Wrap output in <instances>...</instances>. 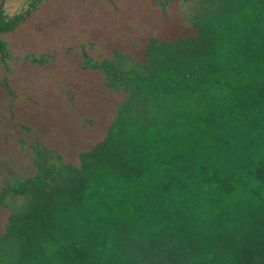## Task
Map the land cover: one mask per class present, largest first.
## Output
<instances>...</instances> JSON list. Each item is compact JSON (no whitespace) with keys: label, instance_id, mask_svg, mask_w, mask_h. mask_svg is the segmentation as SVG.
Returning <instances> with one entry per match:
<instances>
[{"label":"trees","instance_id":"16d2710c","mask_svg":"<svg viewBox=\"0 0 264 264\" xmlns=\"http://www.w3.org/2000/svg\"><path fill=\"white\" fill-rule=\"evenodd\" d=\"M12 1L0 0V96L29 136L20 111L43 110L47 80L69 83L67 107L96 89L120 100L103 122L74 105L82 124L29 151L16 132L0 137L33 170L0 178V264H264V0H220L212 16L203 4L187 9L190 0H135L122 17L114 0H94L109 15L92 35L70 22L46 31L45 15L66 0L18 10ZM151 1L160 18L141 43L115 28L114 17L139 22ZM176 3L187 12L171 18ZM106 33L118 38L107 55L95 42ZM24 71L47 76L37 97ZM75 138L82 155L98 150L91 163L74 158ZM23 181L45 200L53 194L46 209L58 226L37 213L27 223L44 227L18 241L7 218L28 212L17 205Z\"/></svg>","mask_w":264,"mask_h":264},{"label":"rangeland","instance_id":"374dc122","mask_svg":"<svg viewBox=\"0 0 264 264\" xmlns=\"http://www.w3.org/2000/svg\"><path fill=\"white\" fill-rule=\"evenodd\" d=\"M19 2H9L8 4H13V7H15L18 10V6L20 4H25L29 0H18ZM73 2L68 3L67 0L64 1L60 9L52 8L51 11L45 15L44 17V24L46 26L53 25V21H58L59 23H71V27H74L76 24H83V28L86 34L92 35L91 32L88 30L90 28V25L92 24L90 30L95 26V23L100 24L102 26H106V20L105 17H108L109 14L100 11L98 9L97 11V4L94 0L92 2H84L83 0H72ZM117 5V10L115 12H120L121 17L124 16L125 12L129 13L130 9L135 5V0H114ZM187 1V0H186ZM199 0H190L189 4H186L187 9H189L194 4H203V7L201 8V13L207 14L209 16L215 15V13L218 12L217 6H220L221 4H224L223 1L217 0V1H204L202 3H198ZM152 5L149 6L145 11H142L141 14H139L140 20L139 22H133L132 16H130L129 19L121 20L119 23H117V18L114 17L115 28L117 30L121 29L123 34L127 35V32L130 34H136L140 35V37L133 35L134 40L136 39L138 43H141L140 40H143L144 37L149 33L151 30H155V27L153 24H150V18H154L156 21L159 20V16L155 14V11H157L158 7L155 4V2H150ZM51 7V6H49ZM48 8V7H47ZM46 9V8H45ZM187 9L183 7V4H173L172 12H170V17L177 18L179 15H183V12H187ZM17 10H14L12 12H16ZM99 12V13H98ZM132 12V11H130ZM102 15H101V14ZM153 14V15H152ZM105 16V17H104ZM113 17L108 19L111 21ZM120 18V17H119ZM58 23V24H59ZM111 22H108V26ZM145 26H143L144 24ZM57 24V25H58ZM142 24V25H141ZM60 26V25H59ZM112 29L111 27H109ZM136 28V29H135ZM139 28V30H138ZM140 31V32H139ZM120 33H122L119 30ZM72 33V32H71ZM74 33V32H73ZM58 35H61L62 38H65L66 35L64 33L58 32ZM79 32H76L74 35L75 38H78ZM118 37L119 35L116 34ZM95 37V36H94ZM101 41L97 43L98 47L100 48L99 51L104 50V54L107 55L106 51L109 50L108 43L112 41V39H116L114 34L106 33V35H99ZM96 38V37H95ZM94 38V39H95ZM99 40V39H98ZM118 40V38H117ZM24 77L26 78V83H31L34 86H43L44 80L42 77L46 76L42 74L41 72H34V71H24ZM71 76L74 77V75L71 74ZM47 77V76H46ZM63 79V78H61ZM45 88L47 90V95L43 97L41 94V98L43 99V110L38 111H28L27 109L21 110L22 118L25 121V123L28 124V126L33 130L31 132L30 136L28 133H26L25 130L22 129L20 121L15 122L12 119L10 109L8 108V103L4 98H0V125L2 127V132L0 134V137H5L8 134V131L11 134H14L16 136L20 134V138H18L21 141L22 149L31 148L34 145V141H42L48 145L51 141L55 139H65V137L69 136L71 134V127L77 126L78 124H82L81 117L78 115V112L75 109V106H79L81 109L85 110L87 114H90L91 117L99 118L100 121H104L106 117V112L104 110L106 106L111 105V103L116 104L120 97L115 96L114 93L109 92L107 90H91L87 91L86 94L88 98L84 100L74 101V104L70 103V107L66 106L69 104L70 99L67 96H62L61 91L64 87L68 86L69 83H65L63 85L56 83L54 80H47L44 84ZM29 86V85H28ZM30 87L32 93L37 92L36 97L39 95V91L42 90V87ZM56 90L58 93H56ZM102 102V104H101ZM62 105V106H61ZM75 105V106H74ZM94 105V106H91ZM98 107V109L96 108ZM98 112H97V111ZM109 113H112L109 111ZM23 122V121H21ZM84 124V123H83ZM16 132V133H15ZM24 140H26V143H23ZM97 139L95 137H92L90 141L93 142V144H96ZM1 142V141H0ZM3 144V143H2ZM0 143V178L1 181L4 183L12 182L13 180L17 179L21 180L20 176L23 174L26 177H29L32 175L33 170L30 167V165H27V163L30 162L29 158H19L16 156L13 158L10 154L5 153L6 149L3 144ZM28 146V147H26ZM73 146V154L75 155L74 158H76V161H79V165H84L85 163H91L94 158L97 155L98 150H86L84 154L82 155V151L79 148V140L75 138L72 143ZM59 147L62 149L63 145H59ZM24 153H28L26 151L23 152L22 157H24ZM28 155V154H27ZM81 157V158H80ZM78 165V166H79ZM59 168V167H58ZM17 182V181H16ZM19 191L22 194H19V197H21L20 201H17V205L19 206H25L28 210L27 213L16 216V215H9L7 218V222L13 223V228L16 232H14L15 237L18 239H22L24 234L26 232L29 234L31 229L35 228L36 226H40L41 224L35 223L34 219L30 223H27V217H34L37 213L43 214L45 213L44 219L46 221H43V224L48 225V227H54L58 226V222L48 217V213L50 211V208L46 209L49 201L54 198L53 194H50L47 196L48 199H44L46 197H42L36 194H33L31 191L30 182L23 181L19 185ZM24 193V194H23ZM43 210V211H42ZM27 223V225H26ZM42 226V225H41ZM44 227V226H42ZM29 239V237H28Z\"/></svg>","mask_w":264,"mask_h":264}]
</instances>
